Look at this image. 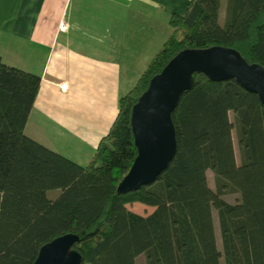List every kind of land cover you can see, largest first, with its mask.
Returning a JSON list of instances; mask_svg holds the SVG:
<instances>
[{"label": "trees", "instance_id": "16d2710c", "mask_svg": "<svg viewBox=\"0 0 264 264\" xmlns=\"http://www.w3.org/2000/svg\"><path fill=\"white\" fill-rule=\"evenodd\" d=\"M220 8L221 0H190L184 15L171 16V35L120 98L85 165L26 134L41 77L0 56V264H33L44 244L66 233L80 236L74 248L83 264H137L141 254L146 264H264V104L234 78L199 73L173 112L178 146L169 167L149 185L118 192L138 155L133 106L176 54L223 45L264 66V0H228L224 23ZM208 170L240 200L213 190ZM54 189L60 193L50 197ZM134 202L155 209L142 215L128 208Z\"/></svg>", "mask_w": 264, "mask_h": 264}, {"label": "crops", "instance_id": "0c3cea01", "mask_svg": "<svg viewBox=\"0 0 264 264\" xmlns=\"http://www.w3.org/2000/svg\"><path fill=\"white\" fill-rule=\"evenodd\" d=\"M189 1L0 0V56L41 77L26 134L88 164Z\"/></svg>", "mask_w": 264, "mask_h": 264}, {"label": "water", "instance_id": "95a60500", "mask_svg": "<svg viewBox=\"0 0 264 264\" xmlns=\"http://www.w3.org/2000/svg\"><path fill=\"white\" fill-rule=\"evenodd\" d=\"M199 73L214 81L234 78L258 94L264 104L261 64L249 63L239 51L223 45L180 51L152 77L147 90L133 106L131 122L138 155L119 183V193L153 183L169 167L178 146L173 112ZM79 238L75 233L54 238L41 247L33 264H83L81 252L74 248Z\"/></svg>", "mask_w": 264, "mask_h": 264}, {"label": "rangeland", "instance_id": "374dc122", "mask_svg": "<svg viewBox=\"0 0 264 264\" xmlns=\"http://www.w3.org/2000/svg\"><path fill=\"white\" fill-rule=\"evenodd\" d=\"M231 120L234 121V114H230ZM233 139H234V147H235V154L237 162L240 163V150H239V144H238V137L236 130H233ZM208 180L210 186L215 191H219L222 194V197L225 198L228 202L235 203L238 202L241 198L240 192L233 188L230 184H226V186L221 187V182L217 179L216 175L212 170H208L207 172ZM222 189V190H221ZM60 193V189H54L50 190L48 192V195L50 197H55ZM129 209L142 214V215H148L152 213L155 209L154 206L142 203V202H134L127 205ZM214 213V220H215V229H216V235L218 239V245L220 249H222V241H221V235H220V226H219V220H218V212L217 209H213ZM137 264H146L145 255L141 254L137 257Z\"/></svg>", "mask_w": 264, "mask_h": 264}, {"label": "built area", "instance_id": "2783aa9c", "mask_svg": "<svg viewBox=\"0 0 264 264\" xmlns=\"http://www.w3.org/2000/svg\"><path fill=\"white\" fill-rule=\"evenodd\" d=\"M61 26L65 28L67 25H66V23L62 22V23H61ZM62 85H63V87H66V86H67L66 83H64V84H62Z\"/></svg>", "mask_w": 264, "mask_h": 264}]
</instances>
